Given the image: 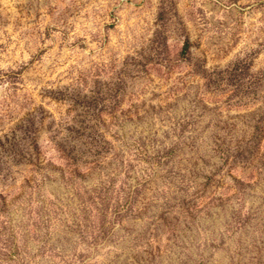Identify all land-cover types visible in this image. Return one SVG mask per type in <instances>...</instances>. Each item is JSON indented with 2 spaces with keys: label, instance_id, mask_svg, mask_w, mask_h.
<instances>
[{
  "label": "rangeland",
  "instance_id": "1",
  "mask_svg": "<svg viewBox=\"0 0 264 264\" xmlns=\"http://www.w3.org/2000/svg\"><path fill=\"white\" fill-rule=\"evenodd\" d=\"M0 264H264V0H0Z\"/></svg>",
  "mask_w": 264,
  "mask_h": 264
}]
</instances>
